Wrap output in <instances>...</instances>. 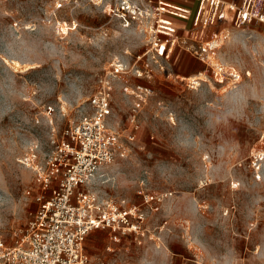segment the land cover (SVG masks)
<instances>
[{"label": "rangeland", "instance_id": "1", "mask_svg": "<svg viewBox=\"0 0 264 264\" xmlns=\"http://www.w3.org/2000/svg\"><path fill=\"white\" fill-rule=\"evenodd\" d=\"M113 4L0 0V240H20L37 207L33 159L90 110L106 77L120 153L88 189L135 206L143 219L136 240L91 231V263L264 264V24L225 20L214 60L181 46L170 58H136L158 16L123 20ZM215 61L235 69L238 82L226 74L217 83ZM136 85L151 88L139 107Z\"/></svg>", "mask_w": 264, "mask_h": 264}, {"label": "built area", "instance_id": "2", "mask_svg": "<svg viewBox=\"0 0 264 264\" xmlns=\"http://www.w3.org/2000/svg\"><path fill=\"white\" fill-rule=\"evenodd\" d=\"M152 2L146 0L138 6L132 0H114L111 8L113 15L132 22L153 13L158 16L148 38L149 48L136 58H170L181 46L192 57L214 60L228 35L225 27L217 29L225 20L232 18L233 27L264 24V0H198L190 27L181 33L173 18L188 19L190 10L157 0L153 12ZM208 65L217 83L226 74L233 83L240 78L235 69L228 70L218 61ZM199 80L193 78L190 85H198ZM111 90L110 81L101 77L90 110L64 127L40 161L33 159L37 207L15 245L6 246L0 240V264H92L84 250L91 231L107 230L113 242L128 235L135 240L139 237L143 216L135 206H123L88 189L101 169L120 153L118 134L107 122ZM150 91L144 85L135 86L132 93L138 96L137 107ZM130 121L136 123L134 115ZM106 249L110 251V245Z\"/></svg>", "mask_w": 264, "mask_h": 264}, {"label": "crops", "instance_id": "3", "mask_svg": "<svg viewBox=\"0 0 264 264\" xmlns=\"http://www.w3.org/2000/svg\"><path fill=\"white\" fill-rule=\"evenodd\" d=\"M195 1L197 3V0H195ZM176 2L178 5H181V6L190 10V14H189L190 18H188V19L183 20V19L176 18V17L173 18L174 22L176 23L177 27L179 28V31L185 33L187 31V28L190 27L191 18L193 16V12L195 11L197 5L194 6V4H190V2H192V1H190V2L188 1L187 3H184V2L182 3L181 1H176Z\"/></svg>", "mask_w": 264, "mask_h": 264}]
</instances>
